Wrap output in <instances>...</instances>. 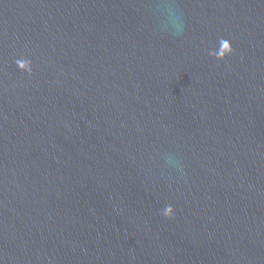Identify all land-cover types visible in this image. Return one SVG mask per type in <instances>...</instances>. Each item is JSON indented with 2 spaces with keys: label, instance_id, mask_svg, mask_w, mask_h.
<instances>
[{
  "label": "water",
  "instance_id": "95a60500",
  "mask_svg": "<svg viewBox=\"0 0 264 264\" xmlns=\"http://www.w3.org/2000/svg\"><path fill=\"white\" fill-rule=\"evenodd\" d=\"M0 264H264V0H0Z\"/></svg>",
  "mask_w": 264,
  "mask_h": 264
},
{
  "label": "clouds",
  "instance_id": "9594fccd",
  "mask_svg": "<svg viewBox=\"0 0 264 264\" xmlns=\"http://www.w3.org/2000/svg\"><path fill=\"white\" fill-rule=\"evenodd\" d=\"M232 51H233V49L230 48V49H229V52H228V54H227V56L231 55V54H232ZM227 56H226V57H227ZM226 57H225V58H226ZM225 58H224V59H225ZM17 63L19 64L20 62L18 61ZM163 214H164L166 217H171L172 214H173V209L171 208V206L167 207Z\"/></svg>",
  "mask_w": 264,
  "mask_h": 264
}]
</instances>
